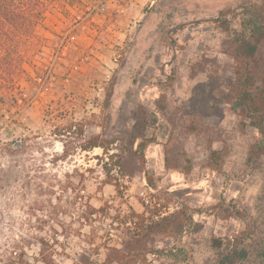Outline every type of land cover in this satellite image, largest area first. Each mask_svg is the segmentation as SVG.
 Returning <instances> with one entry per match:
<instances>
[{
	"label": "rangeland",
	"instance_id": "obj_1",
	"mask_svg": "<svg viewBox=\"0 0 264 264\" xmlns=\"http://www.w3.org/2000/svg\"><path fill=\"white\" fill-rule=\"evenodd\" d=\"M262 1L78 0L46 11L25 102L0 103V264H42V238L55 264H214L207 241L244 227L223 211L253 213L261 189L245 163L259 134L233 108L231 33ZM135 113L149 119L146 136L108 173L118 159L81 146L122 155ZM153 200L165 214L184 206L204 229L112 251L124 239L106 205L141 214Z\"/></svg>",
	"mask_w": 264,
	"mask_h": 264
},
{
	"label": "trees",
	"instance_id": "obj_2",
	"mask_svg": "<svg viewBox=\"0 0 264 264\" xmlns=\"http://www.w3.org/2000/svg\"><path fill=\"white\" fill-rule=\"evenodd\" d=\"M76 2L78 0H0L1 104H9L19 109L20 102H25L21 82L32 80L26 66L33 64L38 54L42 53V40L38 30L43 25L46 11L58 6L66 8ZM231 34L235 59L233 108L241 117V128H249L259 134L245 163L250 172L258 176L261 189L253 213L236 206L233 211H223L227 213V218L241 219L244 222L243 229L225 237L212 236L207 244L215 259L214 264H264V0L260 5H252L241 27ZM110 99L111 94L106 96V104L110 103ZM134 118L129 133L131 140L126 144L122 155L116 152L110 154L109 146L105 142L90 140L81 148L92 151L99 147L112 161L117 158L110 167L106 164L108 173L116 167L124 169L129 165L128 159L134 154V143L137 139H144L149 126L148 117L141 118L135 113ZM152 122L155 123L156 120ZM67 129L70 131L72 127ZM138 147L141 149L143 145L139 144ZM70 151L68 146H64V156L69 155ZM138 152L143 154L142 150ZM158 205L154 200L143 203V213L138 214L130 207L129 213L125 215L120 208L116 209L115 205L107 204L102 214L105 219L111 220V225L116 227L114 229L123 233L124 239L122 248L110 249L119 254L125 251L138 252L148 248V242L151 244L166 238L177 245L182 238L198 235L204 229V224L196 221L193 212L184 206L165 214ZM111 210L116 214L112 216ZM39 246L41 263L55 264L52 258V255L57 254L55 243L42 238ZM174 250H178V253L175 254ZM150 251L155 250L151 247ZM183 251L184 249L175 247L168 251V256L179 260V253ZM22 264L30 263L24 261Z\"/></svg>",
	"mask_w": 264,
	"mask_h": 264
},
{
	"label": "water",
	"instance_id": "obj_3",
	"mask_svg": "<svg viewBox=\"0 0 264 264\" xmlns=\"http://www.w3.org/2000/svg\"><path fill=\"white\" fill-rule=\"evenodd\" d=\"M16 146H20V142H17V143H16Z\"/></svg>",
	"mask_w": 264,
	"mask_h": 264
}]
</instances>
